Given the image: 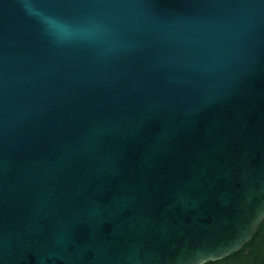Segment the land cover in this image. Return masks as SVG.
Returning <instances> with one entry per match:
<instances>
[{"label":"water","instance_id":"95a60500","mask_svg":"<svg viewBox=\"0 0 264 264\" xmlns=\"http://www.w3.org/2000/svg\"><path fill=\"white\" fill-rule=\"evenodd\" d=\"M263 219L264 0H0V264H204Z\"/></svg>","mask_w":264,"mask_h":264},{"label":"flooded vegetation","instance_id":"af4514ba","mask_svg":"<svg viewBox=\"0 0 264 264\" xmlns=\"http://www.w3.org/2000/svg\"><path fill=\"white\" fill-rule=\"evenodd\" d=\"M204 264H264V219L253 237L241 249Z\"/></svg>","mask_w":264,"mask_h":264},{"label":"snow or ice","instance_id":"6c2138e0","mask_svg":"<svg viewBox=\"0 0 264 264\" xmlns=\"http://www.w3.org/2000/svg\"><path fill=\"white\" fill-rule=\"evenodd\" d=\"M244 237H240L238 238L237 240H234L232 243L235 245V244H239L241 242V240L243 239Z\"/></svg>","mask_w":264,"mask_h":264}]
</instances>
